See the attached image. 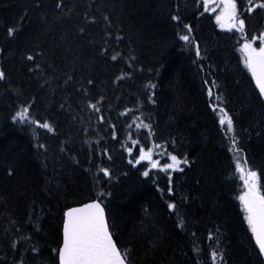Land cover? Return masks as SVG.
<instances>
[{
  "label": "trees",
  "instance_id": "trees-1",
  "mask_svg": "<svg viewBox=\"0 0 264 264\" xmlns=\"http://www.w3.org/2000/svg\"><path fill=\"white\" fill-rule=\"evenodd\" d=\"M237 3L247 39L264 32V8L246 12L264 0ZM185 34L192 44L179 39ZM244 42L201 0H0V264H58L63 213L100 193L130 264H217V229L224 264H264L235 167L257 171L264 193V103ZM213 105L232 117L234 132ZM24 109L25 119L13 120ZM141 147L155 161L164 150L190 163L163 172L137 163Z\"/></svg>",
  "mask_w": 264,
  "mask_h": 264
},
{
  "label": "snow or ice",
  "instance_id": "snow-or-ice-1",
  "mask_svg": "<svg viewBox=\"0 0 264 264\" xmlns=\"http://www.w3.org/2000/svg\"><path fill=\"white\" fill-rule=\"evenodd\" d=\"M216 3L222 4L223 8L219 15L215 17L217 24L222 28L227 26L229 29L236 28L238 31L245 35V43L242 45V50L245 53L244 64L250 71L253 80L255 81L256 88L258 89V96L262 103H264V32H260L259 35H252L251 40L247 39V33L245 32V20L241 19L238 15V3L237 0H215ZM213 3V0H203V6L207 11L209 5ZM251 3V0H249ZM57 4L56 7H60ZM253 7L264 8V3L253 5L247 8L246 12L251 13ZM174 21H180L179 16H172ZM227 22V25H226ZM188 33H191L189 25H184ZM16 29L9 28L8 35L12 36ZM83 31V29H80ZM180 35L179 39L186 44H192L190 35ZM259 39L260 46L258 48L253 46L252 41ZM196 55H200L199 46L196 45ZM116 59L115 56L112 57ZM29 60L33 57L29 56ZM0 79H4V72L0 71ZM89 84L92 81H88ZM207 83V81H205ZM213 83H215L213 81ZM154 87V85H150ZM208 95L212 96V89H208ZM151 99V97H149ZM219 99V97H217ZM96 112L100 109L96 105H89ZM219 111L223 113L220 115L219 123L223 127L226 125L227 132H234L233 119L227 112L219 105H213V111ZM28 112V109H24L23 112H17L13 120L19 117L21 120L25 119L24 113ZM103 120V117H100ZM39 124V121H36ZM44 128H50L48 123L41 125ZM146 127H150L147 126ZM115 137V131H113ZM238 137L233 136L231 138V145L236 146L235 151H242L237 145ZM137 141H133L136 144ZM43 147V145H40ZM156 147H163V145H156ZM128 151L131 153L132 149ZM140 155L137 163L142 160H148L152 168H159L160 171L168 172L169 170L183 172V169L179 167L181 163L188 165L190 162L187 156L181 160L175 154H167L171 163L164 164L162 167L159 161L152 160L153 149L149 148L147 151L143 147L139 149ZM229 151H233V148H229ZM131 162V161H130ZM246 163V159H245ZM236 172L239 173L240 179L243 181L245 191L238 197L243 212L246 214L244 219L247 222L248 229L251 233V238L254 240L255 246L258 249V255L264 257V193L261 192L259 187V174L257 171L249 169L245 172L241 167V163L237 161ZM105 176H109L108 169H102ZM8 174L12 175V169H8ZM143 176L148 177L149 172L142 173ZM169 187L168 193H172V179L168 177ZM110 195V194H109ZM102 199H106L104 193L98 194V198L91 200L88 203H84L79 207H69L63 213V239L59 248L52 249L58 257V264H130L129 256L130 249H125L123 252L117 247V243L113 239V233L109 230V223L106 217L105 205L102 203ZM169 209H176V204L169 203L167 205ZM219 229H217L218 231ZM211 237V234H210ZM33 252H37L36 247L32 248ZM220 256L223 259V253L213 250L211 257L215 262L216 258ZM21 264L23 262L21 261Z\"/></svg>",
  "mask_w": 264,
  "mask_h": 264
},
{
  "label": "rangeland",
  "instance_id": "rangeland-1",
  "mask_svg": "<svg viewBox=\"0 0 264 264\" xmlns=\"http://www.w3.org/2000/svg\"><path fill=\"white\" fill-rule=\"evenodd\" d=\"M222 8H223V5L217 3V4H214L213 6H211V11L215 12L216 15H219L221 10H222ZM211 237H212V239H211L212 240L211 252L213 250H216L217 252L223 253V258H224V256H225V247H223V243H222V241H223L222 233L215 231ZM216 260L218 262L222 261L220 256H218L216 258Z\"/></svg>",
  "mask_w": 264,
  "mask_h": 264
},
{
  "label": "water",
  "instance_id": "water-1",
  "mask_svg": "<svg viewBox=\"0 0 264 264\" xmlns=\"http://www.w3.org/2000/svg\"><path fill=\"white\" fill-rule=\"evenodd\" d=\"M254 83H255V81H254ZM88 203V202H87ZM84 204V203H83ZM82 204H80V205H77V206H73V207H79V206H81ZM107 217V216H106ZM109 230H110V228H109ZM111 231V230H110ZM113 239H114V237H113ZM115 240V239H114ZM254 241V240H253ZM116 242V241H115ZM118 247V246H117ZM263 258V260H264V257H262Z\"/></svg>",
  "mask_w": 264,
  "mask_h": 264
}]
</instances>
